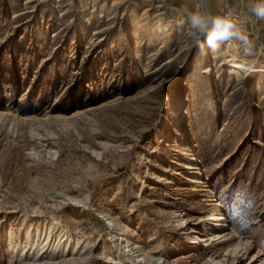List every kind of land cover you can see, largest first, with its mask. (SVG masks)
Here are the masks:
<instances>
[{
	"label": "rangeland",
	"instance_id": "rangeland-1",
	"mask_svg": "<svg viewBox=\"0 0 264 264\" xmlns=\"http://www.w3.org/2000/svg\"><path fill=\"white\" fill-rule=\"evenodd\" d=\"M255 2L0 0V264H264V72L188 23L230 19L264 64Z\"/></svg>",
	"mask_w": 264,
	"mask_h": 264
},
{
	"label": "bare ground",
	"instance_id": "bare-ground-1",
	"mask_svg": "<svg viewBox=\"0 0 264 264\" xmlns=\"http://www.w3.org/2000/svg\"><path fill=\"white\" fill-rule=\"evenodd\" d=\"M231 42L232 41H230L229 44L225 47L224 57L221 62L222 67L228 68L229 72L234 74L237 80H240L243 78H252V77H255L257 73L264 72V64H259L256 61H251V60H248L242 57L236 45H232ZM203 63L205 66V71L209 73L210 72L209 63L205 56L203 57ZM181 114H182V111H181ZM169 121L171 122L170 127L171 129H173V131H175L177 127L178 128L182 127V123L180 120L177 119V117L170 118ZM164 134L165 133H163L162 135ZM186 151H187L186 152L187 157H190L188 160L189 161L192 160L193 157H192L191 151L188 149ZM189 166H190L189 169H191V172H190L191 177L194 180L199 181L200 170L198 168L196 161L195 163H193V165L189 164ZM106 220L111 228L114 227L115 221L110 216H106ZM223 222H224V218L222 217L221 213L213 214V216L210 218L209 224H207V226L205 227L208 233L211 232L209 233V235H211L210 237L215 238V240L218 242H222V241H231L235 237L239 236V234L235 230L230 235L226 234V232L224 234V223ZM193 235L194 236L192 238H188L190 239V241L197 242L200 244L203 242L201 237L197 236L196 232H193ZM240 245L246 246L247 241L243 240ZM159 260H160V257L156 259V262H159Z\"/></svg>",
	"mask_w": 264,
	"mask_h": 264
},
{
	"label": "clouds",
	"instance_id": "clouds-1",
	"mask_svg": "<svg viewBox=\"0 0 264 264\" xmlns=\"http://www.w3.org/2000/svg\"><path fill=\"white\" fill-rule=\"evenodd\" d=\"M252 12L259 19H264V0H256ZM189 35L195 40H202L213 52L222 45L238 39L247 43L246 37L236 29L235 24L225 17L205 16L200 13L188 17Z\"/></svg>",
	"mask_w": 264,
	"mask_h": 264
},
{
	"label": "built area",
	"instance_id": "built-area-1",
	"mask_svg": "<svg viewBox=\"0 0 264 264\" xmlns=\"http://www.w3.org/2000/svg\"><path fill=\"white\" fill-rule=\"evenodd\" d=\"M230 14H231V13H230ZM230 14H229V15H230ZM232 15H233V14H232ZM226 16H227V15H226ZM229 18H230V17H229Z\"/></svg>",
	"mask_w": 264,
	"mask_h": 264
}]
</instances>
